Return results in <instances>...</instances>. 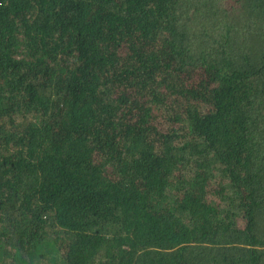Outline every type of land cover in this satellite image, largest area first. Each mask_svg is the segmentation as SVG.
<instances>
[{
    "label": "trees",
    "instance_id": "1",
    "mask_svg": "<svg viewBox=\"0 0 264 264\" xmlns=\"http://www.w3.org/2000/svg\"><path fill=\"white\" fill-rule=\"evenodd\" d=\"M0 264H264V0H0Z\"/></svg>",
    "mask_w": 264,
    "mask_h": 264
}]
</instances>
